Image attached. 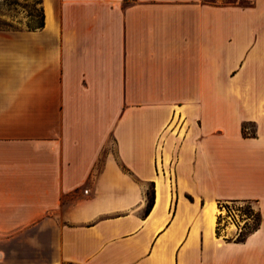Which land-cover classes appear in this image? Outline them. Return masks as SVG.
<instances>
[{"label": "crops", "instance_id": "0c3cea01", "mask_svg": "<svg viewBox=\"0 0 264 264\" xmlns=\"http://www.w3.org/2000/svg\"><path fill=\"white\" fill-rule=\"evenodd\" d=\"M42 7V29L0 31V210L52 211L0 238L17 246L0 264L41 247L47 264H264V0ZM229 202L261 215L243 242L218 233Z\"/></svg>", "mask_w": 264, "mask_h": 264}, {"label": "rangeland", "instance_id": "374dc122", "mask_svg": "<svg viewBox=\"0 0 264 264\" xmlns=\"http://www.w3.org/2000/svg\"><path fill=\"white\" fill-rule=\"evenodd\" d=\"M7 1L10 3L14 0ZM211 1L226 5L236 2L241 3L243 0ZM126 2H130V0H126ZM5 3V0H0V29L3 30H27L31 22L30 14L33 13L37 15L42 7L40 0H17L16 5H10L9 7L6 6ZM244 133L247 136L255 135L254 126L245 123ZM83 194H88V192L83 191ZM73 201V198L65 199L64 205H69ZM222 206L224 220H222L221 225L224 226L225 222L231 223L233 226L232 228L235 230V238H237L240 233L244 232L245 229L249 231L257 225L258 213L255 204L251 202H229L222 204ZM50 211L52 210H0V238L4 237L8 239L16 235L19 229L30 225ZM17 238L23 241L31 239L38 241V239L42 240L44 236L42 234H37L35 230H27L15 239ZM2 249L9 251L13 256L17 255V246L14 242L5 243L4 247H0V250ZM39 250L38 263L47 264L46 256L49 255L47 248L41 247Z\"/></svg>", "mask_w": 264, "mask_h": 264}, {"label": "trees", "instance_id": "16d2710c", "mask_svg": "<svg viewBox=\"0 0 264 264\" xmlns=\"http://www.w3.org/2000/svg\"><path fill=\"white\" fill-rule=\"evenodd\" d=\"M5 2H6L5 5L8 6V7L10 5H16L17 4V0H14L13 2H10V3H8V1L5 0ZM245 2L246 1H244L243 3H245ZM40 4L42 5V1L41 0H40ZM230 4H233V3H230ZM30 18H31V22H30V25L28 26V30L34 31V30L42 29L45 26V15H44L43 7H41L40 12L37 15L33 14V13L30 14ZM0 31H13V29H11V30L0 29ZM244 131H245V125L243 126V135L247 136L244 133ZM153 204H154V192H152L149 195L148 205H147L146 212H145L146 214H148L151 211V209L153 207ZM257 213H258V223H257V225L253 229H251L249 231H247L245 229L244 232L240 233L238 235V237L236 238V242H243L250 233L254 232L255 230H257L259 228L260 223H261V215H260L259 212H257ZM222 220H224V218L220 217L219 221H218V233L220 232Z\"/></svg>", "mask_w": 264, "mask_h": 264}, {"label": "built area", "instance_id": "2783aa9c", "mask_svg": "<svg viewBox=\"0 0 264 264\" xmlns=\"http://www.w3.org/2000/svg\"><path fill=\"white\" fill-rule=\"evenodd\" d=\"M85 192H87V191H85Z\"/></svg>", "mask_w": 264, "mask_h": 264}]
</instances>
